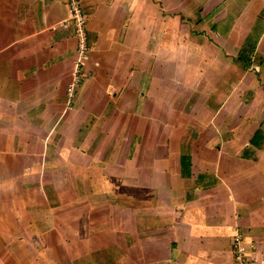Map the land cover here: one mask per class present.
Instances as JSON below:
<instances>
[{
  "label": "crops",
  "instance_id": "crops-1",
  "mask_svg": "<svg viewBox=\"0 0 264 264\" xmlns=\"http://www.w3.org/2000/svg\"><path fill=\"white\" fill-rule=\"evenodd\" d=\"M0 0V264H264V0Z\"/></svg>",
  "mask_w": 264,
  "mask_h": 264
},
{
  "label": "built area",
  "instance_id": "built-area-1",
  "mask_svg": "<svg viewBox=\"0 0 264 264\" xmlns=\"http://www.w3.org/2000/svg\"><path fill=\"white\" fill-rule=\"evenodd\" d=\"M68 16L63 22V26L66 23H70L73 27L74 35L77 40L76 56L72 69L71 80L66 87V93L68 97H72L75 92V87L79 84L88 73L84 69L85 60L89 54V46L87 41V23L86 17L82 11L79 0H66ZM233 248L235 251V261L237 264H247L250 261L247 250L251 248V245H244L242 239L236 235L233 240Z\"/></svg>",
  "mask_w": 264,
  "mask_h": 264
},
{
  "label": "rangeland",
  "instance_id": "rangeland-1",
  "mask_svg": "<svg viewBox=\"0 0 264 264\" xmlns=\"http://www.w3.org/2000/svg\"><path fill=\"white\" fill-rule=\"evenodd\" d=\"M59 264H60V262H59Z\"/></svg>",
  "mask_w": 264,
  "mask_h": 264
}]
</instances>
